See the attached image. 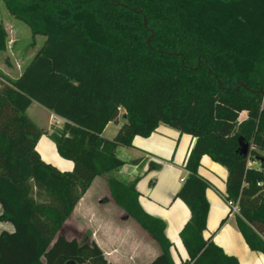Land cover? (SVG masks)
<instances>
[{
    "label": "trees",
    "instance_id": "1",
    "mask_svg": "<svg viewBox=\"0 0 264 264\" xmlns=\"http://www.w3.org/2000/svg\"><path fill=\"white\" fill-rule=\"evenodd\" d=\"M3 1L45 40L18 77L0 71V221L14 227L0 232V264H108L94 240L61 233L101 175L116 204L159 244L149 264H176L165 223L139 203V177L116 175L125 164L117 148L161 123L195 138L177 193L191 213L180 232L189 259L180 264H240L204 236L205 154L228 169L225 197L239 204L249 247L264 253V0ZM6 47L0 22V52ZM33 101L64 120L49 136L71 171L37 151L44 132L27 114ZM120 108L126 119L114 138L104 137ZM240 138L250 144L247 156Z\"/></svg>",
    "mask_w": 264,
    "mask_h": 264
},
{
    "label": "crops",
    "instance_id": "2",
    "mask_svg": "<svg viewBox=\"0 0 264 264\" xmlns=\"http://www.w3.org/2000/svg\"><path fill=\"white\" fill-rule=\"evenodd\" d=\"M45 113L49 117L47 123L41 125L39 120ZM124 113L125 109L120 108L118 122L107 124L103 131L104 137H115L120 124L125 120ZM27 114L44 132L36 145L41 158L61 171H71L73 161L59 155L55 142L49 136L52 122L55 119L64 120L37 101L29 105ZM246 117L247 113L243 111L239 119ZM194 142L192 135L161 123L149 136H135L131 147L117 148V155L125 164L116 175L125 181L139 177L136 183L139 203L148 214L165 223V234L172 242L171 254L176 264L189 259L180 232L191 213L186 203L177 197V193L187 175L184 163ZM137 159L138 162H132ZM150 162L158 163L160 167L149 169ZM249 164L253 166L256 163ZM199 172L209 182L206 190L209 213L205 238L212 237L226 254L235 256L240 264H264V253L249 247L238 227L236 215L229 214V206L225 201L228 169L205 154L200 159ZM113 214L122 216L115 220ZM129 217L111 196L107 176L101 175L92 181L63 225L61 233L71 239L73 237L65 233L68 223L71 221V231L78 233L84 228L80 223L86 222V238L94 240L101 247L108 264H149L160 254L161 248L143 228L139 234L136 233L138 231H130L127 227ZM2 230L13 231L14 227L10 222L0 221V232Z\"/></svg>",
    "mask_w": 264,
    "mask_h": 264
},
{
    "label": "rangeland",
    "instance_id": "3",
    "mask_svg": "<svg viewBox=\"0 0 264 264\" xmlns=\"http://www.w3.org/2000/svg\"><path fill=\"white\" fill-rule=\"evenodd\" d=\"M0 22L4 25L7 32V47L4 51L0 52V71L10 78H16L22 73L35 53L42 47L45 37L43 35L33 36L30 27L22 20L14 17L6 8L3 0H0ZM48 117L46 113L41 116L39 120L41 125L47 123ZM52 124L53 128L58 129L62 126L63 122L58 124L57 119H55ZM260 154L263 155L262 152H260ZM100 191L102 192V190ZM121 216L122 214H113L112 218L118 220ZM70 224L71 221L65 228V233L68 237H74L78 240L87 237L86 222L80 223L84 228L78 233L71 231ZM122 225L124 226V224ZM127 227L133 233L138 231L136 232L137 234H139V230L142 229L132 217H129ZM144 231L147 233L146 230Z\"/></svg>",
    "mask_w": 264,
    "mask_h": 264
},
{
    "label": "water",
    "instance_id": "4",
    "mask_svg": "<svg viewBox=\"0 0 264 264\" xmlns=\"http://www.w3.org/2000/svg\"><path fill=\"white\" fill-rule=\"evenodd\" d=\"M261 94L264 95V90L261 91ZM126 117H127V114L124 113L123 118L126 119ZM249 150H250V144L247 141H245L243 138H240L238 152L244 156H247L249 153Z\"/></svg>",
    "mask_w": 264,
    "mask_h": 264
},
{
    "label": "built area",
    "instance_id": "5",
    "mask_svg": "<svg viewBox=\"0 0 264 264\" xmlns=\"http://www.w3.org/2000/svg\"><path fill=\"white\" fill-rule=\"evenodd\" d=\"M58 124H61L62 121L58 120L57 121ZM225 201L227 203V205L229 206V214L230 215H238L240 214V207L237 201H234L232 199H228L225 197Z\"/></svg>",
    "mask_w": 264,
    "mask_h": 264
}]
</instances>
